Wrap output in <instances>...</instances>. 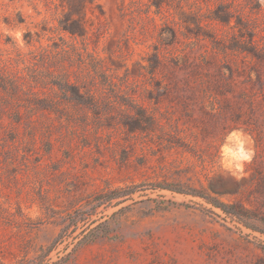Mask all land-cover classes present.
<instances>
[{
  "label": "rangeland",
  "instance_id": "obj_1",
  "mask_svg": "<svg viewBox=\"0 0 264 264\" xmlns=\"http://www.w3.org/2000/svg\"><path fill=\"white\" fill-rule=\"evenodd\" d=\"M50 1L0 0V264H264L203 198L264 214V0Z\"/></svg>",
  "mask_w": 264,
  "mask_h": 264
},
{
  "label": "trees",
  "instance_id": "obj_2",
  "mask_svg": "<svg viewBox=\"0 0 264 264\" xmlns=\"http://www.w3.org/2000/svg\"><path fill=\"white\" fill-rule=\"evenodd\" d=\"M50 2L54 5V8L57 9V4L54 3L53 0ZM93 2L94 0H76L75 3H70L68 0L62 1L60 6L62 10H64V15L63 18L57 20L58 29L68 32L71 35L83 36L85 34V27L82 25L81 21L83 8L86 4H92ZM254 158H256V154ZM256 178L260 180L261 186L264 187V175L255 171V179ZM130 192L131 191L122 190V188H115L112 190L114 197L121 195V193L127 194ZM113 196L108 198H113ZM203 198L215 207H219L231 219L240 222L242 226L264 234V214L257 207L246 206L243 202H241V205L225 203L207 195L203 196Z\"/></svg>",
  "mask_w": 264,
  "mask_h": 264
},
{
  "label": "clouds",
  "instance_id": "obj_3",
  "mask_svg": "<svg viewBox=\"0 0 264 264\" xmlns=\"http://www.w3.org/2000/svg\"><path fill=\"white\" fill-rule=\"evenodd\" d=\"M243 136H244V134L242 132L238 131V132L233 133L232 136L229 137V139H235L238 137L242 138ZM224 151H225V154L230 155L235 161L238 162V164H241V163L251 159L250 152H249V154L245 155L244 149L233 152L230 149L225 148Z\"/></svg>",
  "mask_w": 264,
  "mask_h": 264
}]
</instances>
